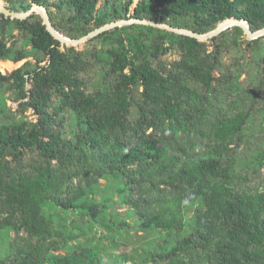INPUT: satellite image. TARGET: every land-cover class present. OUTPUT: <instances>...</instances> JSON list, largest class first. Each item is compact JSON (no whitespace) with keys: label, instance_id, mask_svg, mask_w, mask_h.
<instances>
[{"label":"trees","instance_id":"trees-1","mask_svg":"<svg viewBox=\"0 0 264 264\" xmlns=\"http://www.w3.org/2000/svg\"><path fill=\"white\" fill-rule=\"evenodd\" d=\"M98 1L58 0L53 5L65 8L73 21L99 28L117 19L119 11L105 4L97 8ZM34 5L44 8L52 28L62 34L46 0H0V9L16 14H25ZM39 16L30 13L24 19H11L0 13V36L13 26L23 32L32 49L48 54L46 68L28 72L26 62L9 76L0 73V88L6 83L13 86L21 99L27 98L36 116L29 126L24 122L0 124V162L6 163L3 157L12 155L21 168V152L34 149L48 163L64 161L76 172L113 182V191L122 195L128 207L133 228L171 232L158 239L157 249L150 253L154 264H264V193H249L232 185L230 164L220 157L204 158L194 151L198 144L191 142V134H198V127L205 123L212 132L210 148L215 152L239 131L244 119L221 117L224 110L218 99L230 91V84L225 74L215 78L217 66L208 46L193 37L165 32L161 41H153L149 50H136L130 60L115 56L109 63L114 77L111 88L87 96L66 72L61 43ZM133 17L161 23L188 20V29L196 35L235 19L245 21L255 33L264 29V0H140ZM106 35L103 31L97 37ZM166 41L181 54L173 69L153 66L148 59L165 50ZM26 57L24 51L14 53L0 38V60L18 63ZM258 77L264 86V55L258 63ZM28 83L31 87L26 91ZM188 83L204 93L197 96ZM131 87L141 89L135 122L128 119ZM149 129L150 133L143 132ZM176 139L181 141L176 143ZM158 171L160 180L156 179ZM27 181L28 177L13 179L12 194L6 198L15 201L17 189L23 195L28 192L24 190ZM36 184H41L39 179ZM198 201L201 206L192 209ZM59 203L65 205L62 199ZM69 205L77 208L73 200ZM87 209L103 214L96 205ZM188 209L192 216L184 221ZM98 250V244L79 245L73 252L47 255L43 264H92ZM0 264L8 263L0 260Z\"/></svg>","mask_w":264,"mask_h":264},{"label":"rangeland","instance_id":"rangeland-1","mask_svg":"<svg viewBox=\"0 0 264 264\" xmlns=\"http://www.w3.org/2000/svg\"><path fill=\"white\" fill-rule=\"evenodd\" d=\"M46 1L54 24L62 32L59 35L76 42H63L59 49L67 58L66 72L76 80L79 91L87 96L106 93L111 88L114 77L109 63L115 56L130 60L136 50H149L153 41H161L165 32L175 35L190 32L188 20L161 23L147 18L135 19L133 10L140 0H99L97 8L105 4V7L119 11L117 19L99 28L93 23L84 25L73 21L65 8H55L53 4L58 0ZM13 14L15 17L11 19L27 17L26 13ZM103 31L107 35L97 37ZM220 33L197 40L204 42L212 52L217 66L215 78L225 74L230 84L229 92L219 94L218 100L224 110L221 117L244 116L243 123L232 138L223 141L224 148L215 152L210 148L212 132L205 123L198 127L201 130L198 134H191V142L198 144L194 151L204 158L220 157L230 164L232 185L245 192L264 193V86L258 77V63L264 55V33L247 37L239 26H230ZM4 36L0 38L6 47L14 53L24 51L27 57L18 63L0 60L2 75L9 76L26 62L28 72L47 67V50L32 49L23 32L8 26ZM163 46L165 50L148 59L153 66L173 69L181 54L168 41ZM188 85L197 96L204 93L199 86ZM30 87L28 83L26 91ZM129 92L128 119L135 122L141 89L131 87ZM20 122L29 126L36 122V116L29 108L27 98L21 99L18 91L6 83L0 88V124ZM143 132L148 134L151 130ZM179 136L182 139L183 134L178 132ZM180 141L176 139V143ZM190 148L186 146L188 152ZM19 159L21 168L12 155L6 154L2 159L6 163L0 162V260L8 264H43L47 255L73 252L79 245L94 243L99 245V250L92 264H154L150 253L157 249V240L166 238L171 232L157 228L148 232L135 229L126 211L128 207L121 201L122 195L112 189L113 182L91 173L76 172L64 161L48 163L34 149L23 150ZM7 170L13 172L12 177ZM156 175L160 180L159 171ZM17 177L30 179L24 188L29 191L23 195L24 191L17 189V199L10 201L6 195L11 192L10 183ZM36 179L41 184H36ZM33 184L38 186L30 189ZM61 199L65 205L59 203ZM71 200L77 208L70 207ZM88 205H96L103 214H91ZM200 206L198 201L192 209ZM192 209L183 213L184 221L192 216Z\"/></svg>","mask_w":264,"mask_h":264},{"label":"water","instance_id":"water-1","mask_svg":"<svg viewBox=\"0 0 264 264\" xmlns=\"http://www.w3.org/2000/svg\"><path fill=\"white\" fill-rule=\"evenodd\" d=\"M38 9H41L42 12H43V15L40 16V18L42 19L43 21V25L45 26L46 30L55 38L57 39L60 43H69V44H75L76 42H70L66 39H64L61 35H59L51 26L50 22H49V19H48V16L46 14V11L44 10V8L40 7V6H37V5H34L31 7V9L29 10V12H27V16L30 14V13H33V12H37ZM0 13H2L3 15L5 16H9V17H15V15L13 13H10L9 11L5 10L3 7L2 9L0 10ZM18 18V17H17ZM237 24H240L241 27L243 28V30L245 31L246 33V36L247 37H251V38H254V37H257L261 34L264 33V29H262L261 31L259 32H256V33H251L248 29V25L245 21H237L235 19H229V20H225L223 22H221L220 24L217 25V27L212 30L209 34L205 35V36H202V35H196V34H193V33H190V32H181L180 34L181 35H184V36H189V37H193V38H199V39H204V38H208V37H212V36H215L217 34H219L220 32L226 30L227 28H229L230 26H236Z\"/></svg>","mask_w":264,"mask_h":264},{"label":"bare ground","instance_id":"bare-ground-1","mask_svg":"<svg viewBox=\"0 0 264 264\" xmlns=\"http://www.w3.org/2000/svg\"><path fill=\"white\" fill-rule=\"evenodd\" d=\"M1 10V9H0ZM40 14H41V16L43 15V12H42V10L41 9H38L37 10ZM238 26H240L241 27V25L240 24H237Z\"/></svg>","mask_w":264,"mask_h":264}]
</instances>
